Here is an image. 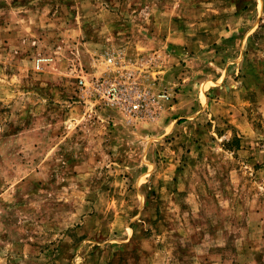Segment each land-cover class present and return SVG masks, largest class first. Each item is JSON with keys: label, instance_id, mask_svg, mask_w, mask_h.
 I'll return each mask as SVG.
<instances>
[{"label": "rangeland", "instance_id": "rangeland-1", "mask_svg": "<svg viewBox=\"0 0 264 264\" xmlns=\"http://www.w3.org/2000/svg\"><path fill=\"white\" fill-rule=\"evenodd\" d=\"M0 264H264V0H0Z\"/></svg>", "mask_w": 264, "mask_h": 264}, {"label": "built area", "instance_id": "built-area-1", "mask_svg": "<svg viewBox=\"0 0 264 264\" xmlns=\"http://www.w3.org/2000/svg\"><path fill=\"white\" fill-rule=\"evenodd\" d=\"M108 62L112 63L113 59H108ZM80 86L91 96L99 98L100 103L121 113L130 124L154 115L157 100L131 73H120L117 77L91 80L88 83L81 79Z\"/></svg>", "mask_w": 264, "mask_h": 264}, {"label": "crops", "instance_id": "crops-1", "mask_svg": "<svg viewBox=\"0 0 264 264\" xmlns=\"http://www.w3.org/2000/svg\"><path fill=\"white\" fill-rule=\"evenodd\" d=\"M163 67V66H162ZM163 73L166 72V71H162Z\"/></svg>", "mask_w": 264, "mask_h": 264}]
</instances>
